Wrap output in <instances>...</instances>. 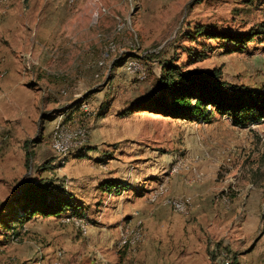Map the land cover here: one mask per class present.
<instances>
[{
    "label": "rangeland",
    "instance_id": "374dc122",
    "mask_svg": "<svg viewBox=\"0 0 264 264\" xmlns=\"http://www.w3.org/2000/svg\"><path fill=\"white\" fill-rule=\"evenodd\" d=\"M263 21L264 0H0V264H137L133 254L145 232L132 218L122 219L109 236L98 228L97 211L17 221L12 207L39 179L68 191L63 168L71 159L64 161L87 148L95 103L114 99L126 107L154 93L165 63L219 69L229 84L264 91L262 36L228 53L229 43L196 31L242 34ZM192 122L150 112L128 120L139 133L135 139L169 160L147 201L180 197L172 192L177 176L208 189L207 215L192 216L190 199L186 214L175 213L206 229L209 264H234L233 257L239 264L225 240L230 233L243 239L241 222L247 226L246 216L258 214L246 248L255 251L244 264H264V121L241 127L213 111L209 122ZM65 128L84 129L83 145L57 150L54 138ZM176 163L183 167L170 173ZM97 168L90 164L83 171L91 175ZM71 220H84L87 233L84 223Z\"/></svg>",
    "mask_w": 264,
    "mask_h": 264
},
{
    "label": "crops",
    "instance_id": "0c3cea01",
    "mask_svg": "<svg viewBox=\"0 0 264 264\" xmlns=\"http://www.w3.org/2000/svg\"><path fill=\"white\" fill-rule=\"evenodd\" d=\"M95 105L99 108L98 113L89 120L90 142L87 148L64 161L65 165L71 159L70 165L63 168L71 181L67 191L69 198L78 205L80 212L97 211L95 217L99 222L98 228L109 236L116 234L114 226L122 219L132 218L140 222L144 227L145 241L133 254L137 264H209L211 260L207 254L206 229L196 228L197 221L173 212L161 202L147 201L149 190L157 184L158 172L166 168L169 161L158 151L151 150L147 141L135 139L139 133L133 125H128L130 118L147 111L121 114L127 106H119L114 99L110 104L98 101ZM190 124L201 125L197 122ZM81 157L85 161H77ZM90 164H97L99 168L94 174L88 175L83 170ZM102 164L108 165L110 170L103 171ZM184 178H173L172 192L186 196L182 198L189 201V206L192 202V216L207 215L211 193L203 187L187 185ZM109 182L112 185L109 186ZM113 186L118 187L117 191ZM257 215L246 216L251 221L247 226L241 222L243 239L235 240L230 233V238L225 240L229 248L237 251L239 264H244L248 254L255 251L252 249L247 252L246 248L251 242L248 237L259 227ZM203 223L207 224L206 221ZM86 233L87 228L83 234Z\"/></svg>",
    "mask_w": 264,
    "mask_h": 264
},
{
    "label": "trees",
    "instance_id": "16d2710c",
    "mask_svg": "<svg viewBox=\"0 0 264 264\" xmlns=\"http://www.w3.org/2000/svg\"><path fill=\"white\" fill-rule=\"evenodd\" d=\"M196 31L208 38L229 43L226 52L232 53L243 50L256 36L264 38V21L242 34H229L206 27H200ZM155 89L154 93L130 102L121 114L147 111L172 119L207 123L214 111L228 115L234 125L241 127L264 121V91L229 84L221 80L219 69L183 70L165 63L156 80ZM29 159L30 155L25 149V164H28ZM110 185L112 183L109 182ZM113 187L117 191L118 187ZM28 188L12 207L17 221H27L35 215L60 217L67 211L78 217L83 216L64 188L56 187L43 179L33 182ZM233 261L235 264L234 257Z\"/></svg>",
    "mask_w": 264,
    "mask_h": 264
},
{
    "label": "bare ground",
    "instance_id": "6f19581e",
    "mask_svg": "<svg viewBox=\"0 0 264 264\" xmlns=\"http://www.w3.org/2000/svg\"><path fill=\"white\" fill-rule=\"evenodd\" d=\"M263 65H264V58H263ZM66 129H68V130H66ZM85 137H86V131L84 129L72 130V129H69V128H65L64 134H58V136H55L54 144L56 146V149L59 150L60 152L62 150L66 151V149H60L59 145H62L63 143H66V142H69V143H73V142L76 143L77 142V143L82 144L84 142V140H85ZM176 164L178 165V163H176ZM177 165H174L171 168L170 173H175V168H176ZM181 167H183V166H181L180 163H179V168H181ZM164 185H165L164 183H160V185H159V190L160 191H162V189L164 188ZM156 191H157V189H156ZM151 199L154 200L155 196L151 197ZM182 201H184L183 198H182ZM179 203H180V198L167 197L164 200V204L166 206L170 207V209H172L174 212L186 214L188 212V205H182L180 207L177 206V205H173V204H179ZM134 239L138 240V237L135 236ZM125 241L126 240H123L122 243H125Z\"/></svg>",
    "mask_w": 264,
    "mask_h": 264
},
{
    "label": "built area",
    "instance_id": "2783aa9c",
    "mask_svg": "<svg viewBox=\"0 0 264 264\" xmlns=\"http://www.w3.org/2000/svg\"><path fill=\"white\" fill-rule=\"evenodd\" d=\"M142 73H144V72H141V74L139 75L138 74V76H140L139 78L141 79V80H143L144 79V74H142ZM88 109H89V107L87 106L86 108H85V112H88ZM83 127V126H82ZM66 130H68V129H66ZM78 145H83V144H74V143H69V142H66V143H63L62 145H59L60 146V149H71V148H73V147H77ZM179 171V163H178V165L176 166V168H175V173L176 172H178ZM155 194V193H154ZM153 194V195H154ZM153 195H150V197H153ZM190 198H192V196H190ZM187 202L188 201H182V195H180V203L179 204H173V205H177V206H182V205H187ZM65 219V218H64ZM72 221V223H84V226L88 229V225H87V223L84 221V220H71Z\"/></svg>",
    "mask_w": 264,
    "mask_h": 264
}]
</instances>
